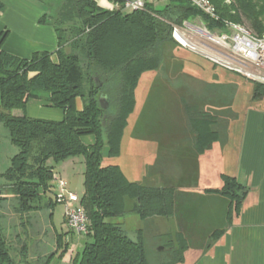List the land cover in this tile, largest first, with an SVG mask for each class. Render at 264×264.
<instances>
[{"label":"trees","instance_id":"trees-1","mask_svg":"<svg viewBox=\"0 0 264 264\" xmlns=\"http://www.w3.org/2000/svg\"><path fill=\"white\" fill-rule=\"evenodd\" d=\"M35 1L46 8L40 22L54 27L58 50L35 54L30 60L0 53V124L19 149L1 175L0 264H52L69 253L71 245L66 238L70 232L50 228L55 234V250L37 256L36 261L31 259L30 244L35 245L31 243V217L46 211L50 226L58 202L54 167L49 162L58 164L80 156L86 167L80 206L89 217L86 238L90 241L75 254L71 264H150L141 238L133 241L122 226L108 220L127 214L141 220L172 217L177 188L130 181L120 166L103 165V150L108 146L111 157L122 155L142 80L162 69L168 45H178L172 38L171 24L194 19L199 12L186 0H169L161 9L150 5L144 11L127 14L120 9L105 10L94 0H62L57 8L53 6L55 0ZM210 1L220 21L240 24L256 36L264 34V0ZM3 9L0 2V12ZM255 85V94L264 96V85ZM45 95L52 107L64 112L62 121L34 119L26 114L29 101ZM101 95L108 97V109L102 108ZM79 99L82 110L77 107ZM16 110H22L24 116L13 115ZM189 121L199 153L203 154L218 141L219 134L212 129L216 121L199 112L193 113ZM86 136H93L94 144L86 145ZM206 193L228 202L226 223L232 226L244 200L243 184L234 176L221 174L220 184ZM6 201L12 203L20 220L21 231L14 233L16 243L2 223L1 204ZM222 234L223 230L214 231L213 242L206 247ZM179 243L171 264L184 262L188 247L183 237Z\"/></svg>","mask_w":264,"mask_h":264},{"label":"rangeland","instance_id":"rangeland-1","mask_svg":"<svg viewBox=\"0 0 264 264\" xmlns=\"http://www.w3.org/2000/svg\"><path fill=\"white\" fill-rule=\"evenodd\" d=\"M61 1L55 0L53 6L57 8ZM167 3L168 0L153 5L161 9ZM127 13L132 12H124ZM255 84L257 83L224 70L174 43L165 49L162 69L148 74L142 80L131 129L122 144V155L111 157L106 146L103 150V165L120 166L130 181H142L150 187L177 188L176 212L172 217L141 220L134 214H127L108 220L122 226L133 241L137 242L141 238L150 264H171L176 259L174 251L180 248V237L185 239L188 248L183 255L184 262L178 264H192V260L200 254L199 251L213 242L212 236L206 233L211 228L220 227L219 216L227 210L228 202L206 193L220 184V174L216 172L219 167H215V158L213 160L211 154L219 155L218 160L221 161L222 152L232 143L229 150L230 164L236 170L239 128L249 108L264 107V100L253 99ZM45 99L48 100L47 95ZM79 102L83 105L81 99ZM107 103L109 108L108 100ZM195 112L214 118L216 123L212 125V129L219 134L218 141L211 149L204 151V154L199 153L195 133L189 123ZM89 140V137L84 139L86 142ZM212 149L213 153L208 152ZM18 152L19 149L12 144L7 129L0 124V184L4 183L1 175L10 167L11 159ZM202 158L204 165L201 163ZM68 161L56 164L51 160L49 164L54 167L55 174L60 176L58 173H61L69 182L67 189L82 197L85 160L80 156L67 163ZM206 198L213 200L206 201ZM65 208L64 203L55 205L50 226L46 211L32 215L31 243L35 245L32 247L30 244L31 259L36 261L37 256H45L55 250V234L51 229L67 231L64 224ZM1 215L2 223L14 241V233L21 231V228L11 202H2ZM203 225L205 226L202 227ZM79 236V242L75 243L76 246H70L65 259H55L52 264H71L75 254L90 241L86 236Z\"/></svg>","mask_w":264,"mask_h":264},{"label":"crops","instance_id":"crops-1","mask_svg":"<svg viewBox=\"0 0 264 264\" xmlns=\"http://www.w3.org/2000/svg\"><path fill=\"white\" fill-rule=\"evenodd\" d=\"M94 1L105 10H117V5L110 0ZM0 2L4 6L3 11L0 12V53L5 52L30 60L35 54H53L58 50V37L54 27L40 22L46 14L44 5L35 0H0ZM45 100V96L42 99H31L26 114L34 119L62 121L64 112L52 107L50 102ZM77 107L78 110L83 109L79 100ZM14 115L22 117L24 112L16 110ZM239 132L240 143L236 170H233L230 164L229 150L232 143L225 152H222L221 161L218 160L219 155L211 154L213 160L215 158L213 162L215 167H219L216 169L217 174L234 176L245 188L239 216L233 225L229 226L226 223L228 208L220 214V227L211 228L206 235H212L216 230H223L222 236L211 246L201 249L198 257L192 260V264H264V107L249 108ZM88 137L90 140L84 141ZM83 141L86 145H92L95 139L93 136H86ZM213 149L208 152L213 153ZM203 161L204 158L201 163ZM58 174L64 177L61 173ZM64 180L69 187V182ZM78 198L73 205H80L82 197ZM205 200L212 201L213 198ZM207 225L209 227V224ZM65 226L67 231H62L70 232L66 238L67 242L71 246H76L75 243L79 242L81 236L71 232L66 224ZM64 259L65 257L60 261Z\"/></svg>","mask_w":264,"mask_h":264},{"label":"built area","instance_id":"built-area-1","mask_svg":"<svg viewBox=\"0 0 264 264\" xmlns=\"http://www.w3.org/2000/svg\"><path fill=\"white\" fill-rule=\"evenodd\" d=\"M163 1L166 0H123L122 4L115 5L117 10L123 12H137ZM186 1L199 12V15L181 24H171L174 41L183 49L224 70L264 85V34L259 36L244 34L242 30L232 27L228 20H217V17L213 16V11L205 10L203 0ZM54 185L57 187V202L66 206L65 218L68 228L77 235L87 236L89 217L80 205H73V202L79 199L78 196L69 191L67 183L56 174Z\"/></svg>","mask_w":264,"mask_h":264},{"label":"bare ground","instance_id":"bare-ground-1","mask_svg":"<svg viewBox=\"0 0 264 264\" xmlns=\"http://www.w3.org/2000/svg\"><path fill=\"white\" fill-rule=\"evenodd\" d=\"M203 1H204L205 10L213 11V16H216L217 20L220 21L221 20L220 15L218 14L214 4L210 0H203ZM227 2L230 3L231 0H227ZM228 23H231L232 27H235V28H238L239 30H242L244 34L251 35V36H256L249 29H247L246 27H244V26H242L240 24H237V23H234V22H230V21H228Z\"/></svg>","mask_w":264,"mask_h":264},{"label":"water","instance_id":"water-1","mask_svg":"<svg viewBox=\"0 0 264 264\" xmlns=\"http://www.w3.org/2000/svg\"><path fill=\"white\" fill-rule=\"evenodd\" d=\"M253 99L256 101H263L264 100V96L261 93H256L253 96ZM108 97L105 95H101L100 96V104L102 106L103 109H108V103H107Z\"/></svg>","mask_w":264,"mask_h":264}]
</instances>
